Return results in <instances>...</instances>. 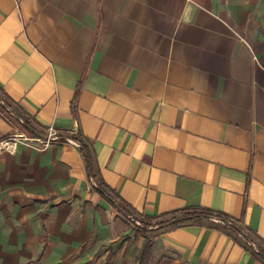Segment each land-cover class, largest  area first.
<instances>
[{
    "label": "crops",
    "instance_id": "obj_1",
    "mask_svg": "<svg viewBox=\"0 0 264 264\" xmlns=\"http://www.w3.org/2000/svg\"><path fill=\"white\" fill-rule=\"evenodd\" d=\"M1 97L59 140L11 142L0 105V264H137L148 238L147 264H264L227 223L154 224L204 207L264 241V0H0Z\"/></svg>",
    "mask_w": 264,
    "mask_h": 264
},
{
    "label": "trees",
    "instance_id": "obj_2",
    "mask_svg": "<svg viewBox=\"0 0 264 264\" xmlns=\"http://www.w3.org/2000/svg\"><path fill=\"white\" fill-rule=\"evenodd\" d=\"M2 99L6 104H8L11 108L14 109V107H12V105H10L4 98ZM82 153H83V160L85 163L87 173L97 183L96 189L102 193L108 191L105 183L100 178L99 171L95 163L93 162V156L85 145L82 146ZM121 209L125 213H128L125 208L121 207ZM175 213L176 214L179 213V215L172 216L169 219L162 218L160 220H156L154 224L158 226H167L166 224L168 223L170 227H174V226L182 225L185 222H195V223L200 224V223H204V222L211 220V218H217L224 222L229 221L230 224L228 226H230L235 232L239 233L242 239L249 240L250 242L255 244L256 249H257L255 254L264 261V241L260 239L259 237H257L256 235L246 232L241 227H239L236 223L230 220H227L222 214L216 213L212 211L211 209L204 208V207L184 208V209L175 211ZM145 227H146V224L143 223L142 229H145ZM133 233L135 234L136 231H133ZM151 243L152 241L150 238H148L145 241L143 248L141 249L139 255L137 256V264H147L149 260V256H150V251H151ZM105 264H109V260H107Z\"/></svg>",
    "mask_w": 264,
    "mask_h": 264
},
{
    "label": "built area",
    "instance_id": "obj_3",
    "mask_svg": "<svg viewBox=\"0 0 264 264\" xmlns=\"http://www.w3.org/2000/svg\"><path fill=\"white\" fill-rule=\"evenodd\" d=\"M66 140H68L69 142L75 144V145H78V143L70 138H65ZM11 142H16V141H19L25 145H29V140H34V141H37L40 143V145L38 147L40 148H44L46 147L49 143H51L52 141H56V140H59V136L57 135V133L54 131V129L49 126L47 128V132L46 134L43 136V138H39L35 135H30V136H22V137H12L9 139ZM213 221L217 222V223H220V224H230L229 221L227 222H224V221H221L217 218H211ZM244 240V239H243ZM246 243L250 246H252V243L249 241V240H245Z\"/></svg>",
    "mask_w": 264,
    "mask_h": 264
},
{
    "label": "water",
    "instance_id": "obj_4",
    "mask_svg": "<svg viewBox=\"0 0 264 264\" xmlns=\"http://www.w3.org/2000/svg\"><path fill=\"white\" fill-rule=\"evenodd\" d=\"M0 105H2L8 112L24 127L26 128L31 134L43 138V135L40 134L36 129H34L32 126H30L25 120H23L8 104H6L1 98H0Z\"/></svg>",
    "mask_w": 264,
    "mask_h": 264
}]
</instances>
